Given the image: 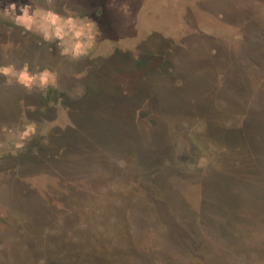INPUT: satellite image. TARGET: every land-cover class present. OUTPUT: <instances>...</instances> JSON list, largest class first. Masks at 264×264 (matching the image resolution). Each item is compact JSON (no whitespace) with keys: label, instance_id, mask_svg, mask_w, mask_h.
I'll use <instances>...</instances> for the list:
<instances>
[{"label":"rangeland","instance_id":"1","mask_svg":"<svg viewBox=\"0 0 264 264\" xmlns=\"http://www.w3.org/2000/svg\"><path fill=\"white\" fill-rule=\"evenodd\" d=\"M11 3L94 40L73 59L0 16V65L56 74L0 75V264H264V0Z\"/></svg>","mask_w":264,"mask_h":264},{"label":"clouds","instance_id":"2","mask_svg":"<svg viewBox=\"0 0 264 264\" xmlns=\"http://www.w3.org/2000/svg\"><path fill=\"white\" fill-rule=\"evenodd\" d=\"M47 2L51 4V0H47ZM65 11L68 14L61 16L51 7L33 8L32 4L28 3L19 7V14H17V5L11 3L0 10V16L14 17L15 25L23 28L25 32L35 30L42 35L44 41H60L61 44L57 46L61 47L63 56H70L73 59L86 56L88 50L92 48L94 25L87 18L80 19L69 10L65 9ZM0 75L14 78L19 85L29 91L34 85H37L41 90H46L49 85L54 87L56 79V74L47 68L35 73L30 72L28 64H24L23 68L19 70L14 64L0 65ZM5 82L11 84L12 80L7 79ZM6 131L10 136H15L12 146L15 149H20L25 146L24 141L36 135L37 125L31 121L24 123L21 129H6ZM40 135H45V132L42 131Z\"/></svg>","mask_w":264,"mask_h":264},{"label":"crops","instance_id":"3","mask_svg":"<svg viewBox=\"0 0 264 264\" xmlns=\"http://www.w3.org/2000/svg\"><path fill=\"white\" fill-rule=\"evenodd\" d=\"M15 26H17V25H15ZM18 27V26H17ZM40 71H43V70H40ZM16 84H18L17 82H16Z\"/></svg>","mask_w":264,"mask_h":264}]
</instances>
